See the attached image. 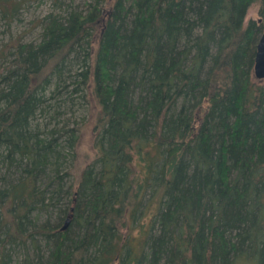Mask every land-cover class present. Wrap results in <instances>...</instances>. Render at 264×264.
<instances>
[{
    "label": "trees",
    "instance_id": "trees-1",
    "mask_svg": "<svg viewBox=\"0 0 264 264\" xmlns=\"http://www.w3.org/2000/svg\"><path fill=\"white\" fill-rule=\"evenodd\" d=\"M255 2L88 0L1 55L0 264H264ZM68 75L96 106L73 179L78 122L47 102Z\"/></svg>",
    "mask_w": 264,
    "mask_h": 264
},
{
    "label": "rangeland",
    "instance_id": "rangeland-1",
    "mask_svg": "<svg viewBox=\"0 0 264 264\" xmlns=\"http://www.w3.org/2000/svg\"><path fill=\"white\" fill-rule=\"evenodd\" d=\"M86 1L88 0H0V66L3 62V55L8 54V50L13 49V46L18 41L36 42L39 40L42 26L41 20L45 14L50 11L64 14L63 9L67 8V6L68 9L72 6L84 8ZM260 6V2H255L248 7L244 17V23H247L250 18H253L256 21H261L263 19L264 15L259 11ZM6 7L10 10V13L8 15H3L2 11ZM13 8L17 10L12 11L11 9ZM79 59L81 58L78 56V60ZM80 61L81 60L78 62ZM78 64L79 63H73V61L68 63L65 75L73 73L75 70L79 69L80 66ZM67 69H69L68 72ZM255 79L259 81L264 80V78ZM69 80L70 77L68 75L66 78V87L61 88V92L57 97L48 98L49 100L47 102L53 103L56 102L57 99H61V104L59 101L56 102V104H60V108L63 110V113L59 115L60 121L62 122L63 120L68 119L70 124H73L75 119L78 122L80 137L75 148L74 156H68L69 159L67 160V167L71 170V179H73L79 176L81 169L93 159L96 153L94 145L95 132L93 130L96 117V106L90 95L89 100L86 101L82 96L78 95V93L71 92L70 90L74 84ZM50 91L51 90L49 89L46 92V96H49ZM69 96H71L72 101ZM52 111L53 109H50L49 113ZM46 118H48V116ZM46 118L41 115L36 119L43 124L45 123ZM71 179L69 178L67 184L71 182ZM155 229L156 227L154 230ZM43 245L44 243L42 242V247H44ZM131 245L133 250L138 249L137 237L131 241ZM15 256H22V254L18 252L14 255L12 254L9 264H16ZM18 259H20L19 261H22V257H19ZM237 264H248V262L240 260Z\"/></svg>",
    "mask_w": 264,
    "mask_h": 264
},
{
    "label": "water",
    "instance_id": "water-1",
    "mask_svg": "<svg viewBox=\"0 0 264 264\" xmlns=\"http://www.w3.org/2000/svg\"><path fill=\"white\" fill-rule=\"evenodd\" d=\"M253 74L257 79L264 78V29L260 33L256 43L254 63H253Z\"/></svg>",
    "mask_w": 264,
    "mask_h": 264
}]
</instances>
